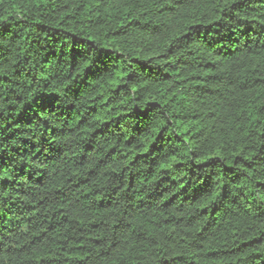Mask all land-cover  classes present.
<instances>
[{"label":"trees","instance_id":"1","mask_svg":"<svg viewBox=\"0 0 264 264\" xmlns=\"http://www.w3.org/2000/svg\"><path fill=\"white\" fill-rule=\"evenodd\" d=\"M0 264H264V0H0Z\"/></svg>","mask_w":264,"mask_h":264}]
</instances>
